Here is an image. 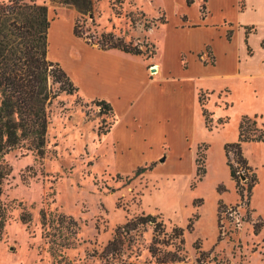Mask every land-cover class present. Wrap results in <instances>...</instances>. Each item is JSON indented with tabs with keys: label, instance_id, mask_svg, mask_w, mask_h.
Segmentation results:
<instances>
[{
	"label": "rangeland",
	"instance_id": "1",
	"mask_svg": "<svg viewBox=\"0 0 264 264\" xmlns=\"http://www.w3.org/2000/svg\"><path fill=\"white\" fill-rule=\"evenodd\" d=\"M91 1V12L84 13L75 6L37 0L46 5L49 20L72 13L78 37L86 43L99 46L102 34L111 33L138 45L144 54L153 51L144 31L161 17L149 18L135 0ZM226 83L232 91L225 95L220 90ZM47 85L52 93L59 86L50 78ZM211 85L213 93H199L201 113L205 108L210 114L211 127L202 130L198 124L195 136L200 141L193 145L191 164L183 158L176 165L180 150L174 148L171 158L160 156L156 168L147 164L126 174L112 172V145H96L111 118L77 90L59 92L47 107L44 155L15 148L2 158L10 172L1 184L7 218L0 230V264H106L99 254L116 226L141 213L158 216L167 229H184L185 259L176 264H198L200 252L202 264H264V140L241 144L250 169L239 164L233 178L223 149L237 140L243 116L255 120L252 128L264 130V80L241 85L216 79ZM219 118L225 122L217 123ZM230 163L238 166L232 155ZM220 204L225 206L221 212ZM41 211L52 220L50 225H42ZM23 212L28 223L19 219ZM258 221L262 226L255 231ZM135 238V245V239L126 242L115 264H157L146 249L151 227H142Z\"/></svg>",
	"mask_w": 264,
	"mask_h": 264
},
{
	"label": "crops",
	"instance_id": "2",
	"mask_svg": "<svg viewBox=\"0 0 264 264\" xmlns=\"http://www.w3.org/2000/svg\"><path fill=\"white\" fill-rule=\"evenodd\" d=\"M135 1L146 16L162 19L144 31L151 54L84 42L73 32L70 12L50 19L47 31V57L78 95L111 107L104 113L111 124L96 145H112L115 174L156 168L175 149L176 165L183 158L191 164L198 124L206 130L199 93H213L216 79L264 80V0H147L148 7ZM225 85L226 95L232 87Z\"/></svg>",
	"mask_w": 264,
	"mask_h": 264
},
{
	"label": "trees",
	"instance_id": "3",
	"mask_svg": "<svg viewBox=\"0 0 264 264\" xmlns=\"http://www.w3.org/2000/svg\"><path fill=\"white\" fill-rule=\"evenodd\" d=\"M52 1L61 5L75 6L77 9H82L84 13L91 12V0ZM201 11H203V6H201ZM49 24L50 20L47 17V7L44 2L0 0V197L2 180L10 172L9 166L2 161L3 156L15 148H25L42 157L48 124L47 107L59 92L64 91L71 94L76 90L60 65L46 59ZM73 32L76 36H81L76 24ZM98 44L101 48H116L132 54L144 52L138 45L126 44L121 38H114L111 33L102 34ZM261 45L264 47V40ZM151 53L152 51L149 52ZM49 78L52 84H59L54 93L48 89ZM198 100L202 105L203 99L200 94ZM93 103L100 108L101 113H108L111 110L110 105L105 101L94 100ZM202 115L205 126L210 129L211 118L205 108L202 109ZM224 122L221 118L217 119L219 124ZM254 124L253 118L243 116L238 125L237 140L226 143L223 147L227 158L226 165L229 167V175L232 178L236 175L239 164L247 170L250 169L242 155L241 144L264 140V130L252 128ZM231 155L232 160L238 166L230 163ZM198 169L199 167H196V174H198ZM224 208L225 206L220 204L219 212ZM62 217L64 216L59 214L58 218ZM6 218L7 207L0 201V230ZM19 219L22 223H28L30 220L29 215L24 212L21 213ZM40 219L43 226L50 225L52 221L43 211L40 212ZM157 219L158 216L141 213L129 218L122 225L116 226L112 237L100 251L99 258L106 264L118 263L116 260L121 257L126 242L133 243L135 239V245L137 243L135 236L140 234V229L150 226L151 239L146 249L151 259L157 264H176L183 261L185 259L184 229L176 225L167 229L163 221ZM261 226L262 221L253 225L255 231H259ZM191 228L192 225L189 222L187 229ZM203 254L200 252L197 257L198 264H202L200 258Z\"/></svg>",
	"mask_w": 264,
	"mask_h": 264
},
{
	"label": "built area",
	"instance_id": "4",
	"mask_svg": "<svg viewBox=\"0 0 264 264\" xmlns=\"http://www.w3.org/2000/svg\"><path fill=\"white\" fill-rule=\"evenodd\" d=\"M98 43V42H97Z\"/></svg>",
	"mask_w": 264,
	"mask_h": 264
}]
</instances>
